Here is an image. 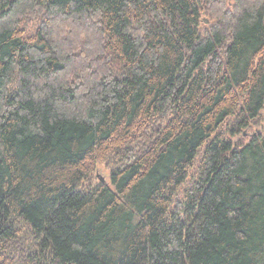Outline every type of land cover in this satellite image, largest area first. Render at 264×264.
Returning <instances> with one entry per match:
<instances>
[{
    "label": "trees",
    "instance_id": "16d2710c",
    "mask_svg": "<svg viewBox=\"0 0 264 264\" xmlns=\"http://www.w3.org/2000/svg\"><path fill=\"white\" fill-rule=\"evenodd\" d=\"M0 264H264V0H0Z\"/></svg>",
    "mask_w": 264,
    "mask_h": 264
},
{
    "label": "rangeland",
    "instance_id": "374dc122",
    "mask_svg": "<svg viewBox=\"0 0 264 264\" xmlns=\"http://www.w3.org/2000/svg\"><path fill=\"white\" fill-rule=\"evenodd\" d=\"M244 133L246 134L245 138H249L252 134L251 132L247 131H244ZM100 179L104 180V182H102L103 184L109 183V170L104 165H99L96 170L89 175L88 179L85 181V184H96L97 182L101 183Z\"/></svg>",
    "mask_w": 264,
    "mask_h": 264
},
{
    "label": "water",
    "instance_id": "95a60500",
    "mask_svg": "<svg viewBox=\"0 0 264 264\" xmlns=\"http://www.w3.org/2000/svg\"><path fill=\"white\" fill-rule=\"evenodd\" d=\"M206 22H207V21H206ZM100 181H101V182H104V180H103V179H100Z\"/></svg>",
    "mask_w": 264,
    "mask_h": 264
}]
</instances>
